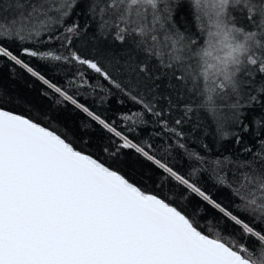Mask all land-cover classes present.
Wrapping results in <instances>:
<instances>
[{"label":"snow or ice","instance_id":"6c2138e0","mask_svg":"<svg viewBox=\"0 0 264 264\" xmlns=\"http://www.w3.org/2000/svg\"><path fill=\"white\" fill-rule=\"evenodd\" d=\"M5 69L0 264H264V0H0Z\"/></svg>","mask_w":264,"mask_h":264},{"label":"trees","instance_id":"16d2710c","mask_svg":"<svg viewBox=\"0 0 264 264\" xmlns=\"http://www.w3.org/2000/svg\"><path fill=\"white\" fill-rule=\"evenodd\" d=\"M33 64H37V61L33 60ZM0 83L3 84V87L10 95L15 96L19 94L25 97L28 101L34 102L37 105L38 109H47L52 106V101L44 99L39 95L41 85L39 83H36L27 75L23 76V78L20 79L8 80V72L7 69H5L2 73V80H0ZM88 99L89 101H91L92 99H96L97 103L99 102L98 97H88ZM118 99H121V97H109L107 102L103 105L102 110H106L109 116H114V114H116L118 110L124 107L122 104L117 102ZM6 100L7 97H5V101ZM6 106L8 108L19 107L18 105H14L11 103H7ZM32 114L36 115L37 109H33ZM84 120L85 117L83 116V114L75 111L70 105L67 109L60 111L61 125H67L69 128H75L78 133L81 131V122ZM53 127H57V124L53 123ZM90 134L92 136L93 142H95L100 136L104 135V133H102L98 128L95 129V131H91ZM209 139H211V137H205V142H208ZM191 146L196 147V144H193ZM214 147L218 149L219 145H214ZM197 150L199 151L198 148ZM128 155L130 156L131 153H129ZM121 166L127 168V165Z\"/></svg>","mask_w":264,"mask_h":264}]
</instances>
